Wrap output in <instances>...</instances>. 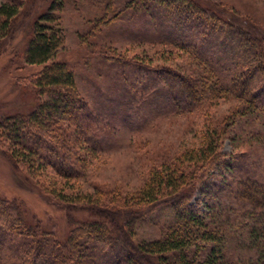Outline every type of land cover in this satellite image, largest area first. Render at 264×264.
Segmentation results:
<instances>
[{"label": "trees", "instance_id": "1", "mask_svg": "<svg viewBox=\"0 0 264 264\" xmlns=\"http://www.w3.org/2000/svg\"><path fill=\"white\" fill-rule=\"evenodd\" d=\"M23 1L0 4V50L24 16ZM28 1L33 7H50L25 26L31 32L24 51L26 62L43 67L21 85L35 90L39 101L30 112L0 118V141L4 139V148L16 165L22 162L34 172L51 168L69 181L84 173L91 156L101 148L86 132L95 118L75 73L56 59L65 43L57 23L64 2ZM131 6L153 12L159 21L155 26L159 40L182 57L181 64L157 67V73L169 77L172 84L171 79L178 82L184 101L177 97L176 108L206 112L229 98L241 104L233 117L207 125L200 146L152 168L136 193L96 190L75 196L62 184L57 187L58 182L46 184L55 188L48 193L64 212L66 229L49 227L23 201L0 194V264H264V182L234 175V157L224 155L220 147L223 134L234 130L240 117L258 122L264 117V30L251 18L220 8L214 0H133ZM160 21L168 22L166 28ZM109 58L118 65L151 67L143 59L120 54ZM162 79L166 90L171 85ZM44 95L47 98L40 99ZM263 126L255 132L262 141ZM215 169L219 172L210 173ZM226 181L230 185L223 187ZM36 184L41 191L47 188ZM195 186L214 200L207 213L190 203ZM217 197L222 202H216ZM164 205L171 207L173 218L161 227L160 238L137 240V224ZM83 212L87 218L72 221L74 214Z\"/></svg>", "mask_w": 264, "mask_h": 264}, {"label": "rangeland", "instance_id": "2", "mask_svg": "<svg viewBox=\"0 0 264 264\" xmlns=\"http://www.w3.org/2000/svg\"><path fill=\"white\" fill-rule=\"evenodd\" d=\"M7 1L10 0H0V4ZM26 1L22 5L24 16L17 22L14 36L0 50V118L30 112L39 101L35 90L21 85L26 77L43 67L26 62L24 51L31 32L26 31L25 26L50 7L48 4L33 7L30 1ZM62 1L64 5L57 23L63 31L65 43L58 50L56 59L66 62L75 73L79 89L88 101V110L95 118V124L88 126L86 132L99 142L101 148L91 156L84 173L68 181L51 168L34 172L22 162L16 165L4 148V139L0 141V194L23 201L29 212L55 230L66 229L69 224L62 216L64 212L48 193L55 188L46 184L58 182L57 187L61 188L62 184L69 195L75 196L96 190L136 193L152 168L178 157L185 149L200 146L207 125H217L233 117L241 104L229 98L206 112L176 108L177 99L184 101L177 89L178 82L171 79L172 84L169 77L157 73V67L181 64L182 57L168 43L159 40L162 39L160 32L155 33L159 21H155L153 12L144 13L131 6L133 0ZM214 1L220 8L251 18L264 30V0ZM160 22L163 27L168 24ZM110 54L143 59L151 67L118 65L109 58ZM162 78H169L171 86L167 91L162 88ZM240 121L234 130L230 128L228 134H223L221 152L234 157V175L254 177L260 183L264 182V141L255 136L260 125L264 124V117L261 122L241 117ZM214 172L219 171L210 170V173ZM36 173L40 175L36 176ZM36 183L45 184L43 188H47L41 191ZM226 183L223 187L230 185ZM223 194L228 193L224 191ZM191 195L190 203L201 213H207L208 205L214 200L207 197L199 186L191 188ZM215 201L222 202L218 197ZM86 215L85 212L77 213L71 220L77 222L87 218ZM172 218L169 205L156 207L137 224L135 238L139 241L159 239L161 227Z\"/></svg>", "mask_w": 264, "mask_h": 264}]
</instances>
